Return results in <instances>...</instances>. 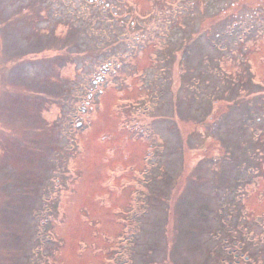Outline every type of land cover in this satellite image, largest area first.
Wrapping results in <instances>:
<instances>
[{
    "label": "rangeland",
    "instance_id": "obj_1",
    "mask_svg": "<svg viewBox=\"0 0 264 264\" xmlns=\"http://www.w3.org/2000/svg\"><path fill=\"white\" fill-rule=\"evenodd\" d=\"M0 264H264V0H0Z\"/></svg>",
    "mask_w": 264,
    "mask_h": 264
}]
</instances>
